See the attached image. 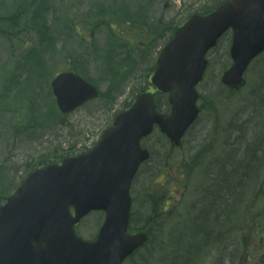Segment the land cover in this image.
<instances>
[{
  "label": "rangeland",
  "instance_id": "1",
  "mask_svg": "<svg viewBox=\"0 0 264 264\" xmlns=\"http://www.w3.org/2000/svg\"><path fill=\"white\" fill-rule=\"evenodd\" d=\"M216 1L0 0L1 200L62 151L92 146L115 113L148 86L146 78L173 26ZM38 2L48 6L44 10ZM227 50L225 38L212 53L200 86L202 116L182 148L173 149L158 133L148 140L154 156L133 187L134 218L154 237L130 264H243L252 251L246 244L251 236L259 241L254 258L264 257V217L257 216H264V53L249 68L246 85L231 91L221 83L231 64ZM71 67L96 83L101 95L61 120L51 80ZM244 128L259 133L257 151L249 156L253 168L241 169V176L232 166L220 169L229 173L225 178L216 162L228 151L237 158L253 146V132L243 134ZM236 198L241 204L234 207ZM97 225L98 218H90L84 234L92 237ZM209 227L220 240L211 233L202 243ZM256 229L258 237L251 234ZM163 243L168 250L158 247Z\"/></svg>",
  "mask_w": 264,
  "mask_h": 264
},
{
  "label": "water",
  "instance_id": "2",
  "mask_svg": "<svg viewBox=\"0 0 264 264\" xmlns=\"http://www.w3.org/2000/svg\"><path fill=\"white\" fill-rule=\"evenodd\" d=\"M230 26L234 28V42L231 53L235 64L224 75V82L239 88L243 83V74L255 56L264 50V0H233L227 2L209 16H195L185 26L180 28L175 38L166 48L161 66L155 80L165 89L172 92L174 112L171 117L158 116L150 95H144L135 107L118 119V127L111 128L95 159L86 164L84 169L90 172L89 180H112L115 190L128 185L136 168L139 151L137 141L132 142L130 134H145L152 122H160L170 132L173 139H179L183 129L195 116L197 109L195 101L196 83L202 78L206 67L205 54L216 43L217 38ZM176 63H179L176 68ZM171 78V81L167 80ZM54 89L59 96L61 105H67V95L71 92H81L84 95L95 94L94 89L71 74H62L54 81ZM172 124L174 126L172 127ZM108 158L107 168L102 167L101 160ZM115 162L122 167L111 168ZM124 166V167H123ZM104 199L97 204L103 203ZM77 218L68 215L55 216L52 227L61 228L53 239L39 238V229L30 228L25 235H17L16 243L21 246L26 241L33 246L38 241L36 256L42 263L52 254L63 251L74 238L72 225ZM43 223V221L41 222ZM45 226V225H44ZM43 226H41L42 229ZM35 254V253H34ZM66 264H73L67 262Z\"/></svg>",
  "mask_w": 264,
  "mask_h": 264
},
{
  "label": "trees",
  "instance_id": "3",
  "mask_svg": "<svg viewBox=\"0 0 264 264\" xmlns=\"http://www.w3.org/2000/svg\"><path fill=\"white\" fill-rule=\"evenodd\" d=\"M240 129H241V128L239 127V130H240ZM239 130H238V131H239Z\"/></svg>",
  "mask_w": 264,
  "mask_h": 264
}]
</instances>
